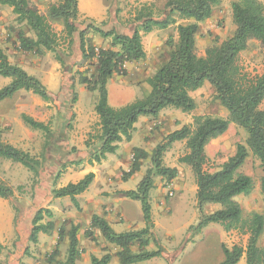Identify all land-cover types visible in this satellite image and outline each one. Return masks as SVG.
I'll return each instance as SVG.
<instances>
[{
  "label": "trees",
  "instance_id": "trees-1",
  "mask_svg": "<svg viewBox=\"0 0 264 264\" xmlns=\"http://www.w3.org/2000/svg\"><path fill=\"white\" fill-rule=\"evenodd\" d=\"M220 2L221 0H166L165 11L169 13V17L178 14L181 19H192L195 22L176 27L178 40L169 38L168 59L147 79L148 92L125 106L115 108L109 102L108 84L115 75H127L124 67L126 64L146 59L142 43L143 34L155 29H165L171 24L169 19H154V12L158 11L159 16L162 10L157 9L155 4L144 5L138 11L136 19L146 21L137 27L133 36H125L114 30L106 32L99 29L92 21L78 31L76 24L81 18L79 0H60L59 3L50 4L46 12H42L32 0H0V8H11L15 21L27 26L33 33L31 37L23 32L19 33L20 48L23 52H34L40 56L47 52L55 53L59 36L53 29L54 22L62 25L63 34L70 45L74 42V34L79 35L82 57L76 67H96L91 76L77 72L78 84L85 86L88 92L97 94L95 112L99 120L98 131L96 134L90 133L86 145L100 146L91 155L88 161L90 165L99 164L107 155L115 154L124 140L131 141L135 126L141 118L157 119L167 108L180 109L184 113L194 112L197 105L191 93L202 88L206 82L212 85L215 99L229 113L226 119L197 115L192 125H186L168 134L164 142L154 150L151 157L153 166L136 190L118 192L119 198L140 202L145 222L143 229L117 233L103 215H93L90 228L99 230L108 243L119 248L116 256L120 264H140L162 257L160 248L156 251L147 250L155 229L151 192L155 188L156 177L168 181L177 178V169L164 166L163 156L174 143L183 141L186 142L187 152L180 157L179 162L192 169L197 185L199 223L191 229L200 234L210 224H219L226 232L239 231L248 235L246 249L239 245L232 249L223 246L224 260L220 264H238L244 256L246 264H264V248L260 246V238L264 233V215L254 212L245 217L238 200L242 195H251L254 190L252 177L239 173L250 154L260 162L264 171V109L261 108L264 102V3L262 0L233 1L231 8L236 27L233 36L222 43H214L206 49L205 57H199V24L213 17ZM90 33L110 39L111 48L98 49L88 38ZM253 40L259 42L263 51V72L258 76L249 77L241 68L240 57ZM0 77L10 79L9 84L0 89V103L23 91L39 96L46 103H52L53 95L49 93L46 85L21 66L12 63L1 46ZM76 80L74 76L75 102ZM22 120L31 130L51 134L50 126L44 122L26 114L22 115ZM231 124L247 132L246 144H239L234 156L230 157L220 170L210 173L205 170L208 162L207 146L212 140L223 136ZM143 154L145 153L141 149H135L134 162L127 177L130 178L140 170L139 162ZM0 159L22 165L33 174L36 181L40 177L43 157L38 158L12 144L0 141ZM60 176L61 173L58 172L54 179L53 198H68L74 207L80 210L77 197L90 188L95 174L89 173L77 183L57 187ZM260 192L264 197V175L260 182ZM14 196L15 189L0 180V198L8 200ZM209 205H217L219 209L206 213L205 209ZM46 218L49 221L45 222ZM53 218L51 209H39L32 221L29 242L36 244L39 234H52L57 231L59 245L64 239L68 240L66 258L57 264H78L82 256L80 227L71 225L68 230L63 223L56 228ZM5 251L7 248L0 239V254ZM58 253L57 248L49 256L50 262L55 260ZM112 257V253H108L102 258L93 256L91 260L92 264H109Z\"/></svg>",
  "mask_w": 264,
  "mask_h": 264
},
{
  "label": "rangeland",
  "instance_id": "rangeland-1",
  "mask_svg": "<svg viewBox=\"0 0 264 264\" xmlns=\"http://www.w3.org/2000/svg\"><path fill=\"white\" fill-rule=\"evenodd\" d=\"M32 1L38 5L42 12H46L50 4L60 2V0ZM86 1L88 0H81L80 2L84 4ZM103 1L108 6L113 7L114 3L119 0ZM233 1L235 0H221L220 4L215 8L213 17L210 19L214 28L210 27L203 34L200 30L199 35L201 34L202 38H209L212 43L208 45L200 38L197 46V54L199 56L204 54L207 46H212L214 43H222L232 35L233 27L235 26L231 8ZM262 1L264 3V0ZM157 2H159V0ZM1 11L3 14H1L0 17L4 16L6 21L0 22V37H3L2 40L0 39V44L4 46L6 51L10 52L9 55L12 59V63L18 66L23 65L27 68V70H25L29 74L37 78L40 76H59V72H62L66 67L63 59L73 56L72 45L66 40L62 25L58 22L52 24L54 31L59 36L56 52H47L40 56L36 55L34 52L27 53L21 50L19 33L23 32L26 36L30 37L33 36V33L27 26L20 25L15 21V16L12 11L5 9ZM158 14V11L154 12L155 16ZM90 21L92 20L84 18L81 15L79 22L76 24L77 30L80 31L84 29ZM163 51L168 53V49L166 48H164ZM58 59H61V61ZM151 62L152 61H150V64H152ZM262 62L263 51L259 42L251 44L247 52L240 57L241 68L249 77L262 74ZM161 64L162 62H159V65ZM53 65H58L59 68L55 71ZM76 69V102L74 101V90L70 88L66 91V89L60 85L59 78L55 77L50 84V90L53 92L52 103H46L39 96L24 91L0 103V141L12 144L38 158L43 157V166L37 181L34 179L33 174L22 165L0 159V180L15 189V196L13 198L8 200L0 198V239L7 248V251L0 254V264H27L26 261L41 264V261H46L48 259L47 256L43 257L38 246L30 243L29 240L26 242L27 236L32 229L30 216H32L35 210L40 206L47 205L52 200L48 206L54 213L53 221L55 222L56 228L65 223L68 230L71 228V225L75 226L76 221L81 219L79 215H83L85 212V206L81 201L79 202L80 210H78L74 207L70 199L58 200L53 198L52 195L54 179L58 172L61 173V176L57 182V187H61L63 183H67L68 181L66 172L69 168V156L73 153V150L68 146V142L70 143V141L74 139L73 137H76L77 133H80L86 128L90 129V133L93 134H96L98 131V121L94 118L93 109L97 94L87 91L78 93V89L83 85L78 84L77 75V72L80 71L91 76L95 72L96 67L94 65H87L83 68L76 67ZM152 71V69L149 70L146 66L144 67V73L139 72V74H137L127 66V75H115L114 85L122 86L123 83L128 84V86L136 84L138 86L143 85L141 89L142 94L140 95L142 96L148 92L146 81L153 75ZM9 82L10 79H0V89L9 84ZM197 102L199 104V115L221 117L225 119L229 117L226 110L215 99V91L212 88L205 90L198 96ZM170 109L175 108H167L165 110L169 111ZM23 114L48 124L51 128V134L47 135L42 131H34L28 128L22 120ZM80 116H83V119H81ZM151 127L153 128L151 135L144 137L140 136V138L136 139L138 149H141L145 153L139 162L140 167L145 168V174L153 166L151 157L154 150L158 145L164 142L168 135V129H164L165 126H158L156 128L155 126ZM155 132H157V134ZM89 135L90 134L87 135L88 139ZM246 140L247 132L231 124L226 134L210 142L207 146L208 162L205 166V170L210 173L220 170L222 165L227 162L230 157L234 156L237 146L239 144L245 145ZM186 152L187 148L183 143H178L175 146L172 145L163 156L164 166L167 167L168 163L172 164L173 162H177L178 159H180L178 156L182 157ZM129 162V166L126 170L122 168L119 171L120 180H128L129 177H127V175L131 171L134 158H131ZM55 165L58 167L56 173L54 172ZM141 168L139 171H141ZM187 168L188 171L185 176L175 179L174 181L165 182L162 177H156L155 179V184L157 183V185L151 192L152 213L157 211L167 213L168 218L170 217L171 220L165 222L163 226L157 230V238L153 236L151 249L148 250L156 251L160 248V245L166 246L167 241L170 239V237L166 235V231L169 230L170 226H174V228L178 226V232H175V234L178 237L177 239H180L184 246L186 245V254L181 262L175 264H220L224 260L223 246L232 249L235 245H239L246 249L248 235L242 234L239 231L226 232L221 225L213 226V228H209V225L200 234L192 230L191 226L186 238L184 231L186 224H194V226H197L199 223L196 219V215H198L197 197L195 193V187L197 186L196 179L192 169L189 166H187ZM239 173L252 177L254 181L253 193L249 196L242 195L238 198L243 209V215L248 217L254 212L264 215V197L260 192V182L264 175V171L260 162L250 154L245 164L239 170ZM142 177L143 176L139 173L133 180L125 184L130 189L136 188L137 184L142 180ZM90 188H92V185ZM170 192L173 193V196L170 195ZM38 193L39 197H37ZM161 200L164 202L163 208H160ZM123 207L127 218L123 225H115L116 230H122L130 224L139 226L143 223L137 212L138 209L136 210V208L129 203L124 204ZM215 210V205H209L206 207L205 212L211 213ZM140 211V213H142V209H140ZM90 213L91 211L87 212L89 215ZM47 221H49L48 218L45 219V222ZM79 227L80 246L83 249L86 246H89L88 248L94 246L97 249H102L104 251L108 250V248H104V241H107L102 235H98L94 229L87 228L84 223L80 224ZM218 231L224 232L225 235L221 236ZM66 242L67 239H64L58 246L59 253L56 256L58 259L66 254ZM260 246L264 248V233L260 238ZM109 252L112 251L110 250ZM157 261L160 264H168L164 260ZM238 264H246L245 256Z\"/></svg>",
  "mask_w": 264,
  "mask_h": 264
},
{
  "label": "crops",
  "instance_id": "crops-1",
  "mask_svg": "<svg viewBox=\"0 0 264 264\" xmlns=\"http://www.w3.org/2000/svg\"><path fill=\"white\" fill-rule=\"evenodd\" d=\"M49 1V0H48ZM53 1V0H52ZM79 0V8L81 15L84 18H89L92 20L93 24L98 27L99 29H102L106 32L108 31H116L120 35L125 36H133V34L136 32V29L138 26H141L146 19H143L141 21H138L137 13L140 11V9L144 5H152L155 4L157 9L162 10L161 14L159 16L154 15V19H159L158 21H164L166 19H169L171 21V24L165 28V29H155L150 33L143 34V47L146 52V59L141 62H133L128 63L126 65L130 70H134L137 74L139 72L144 73V67H148L149 70H153L152 74L156 72V70L159 68V62H165L168 59V53L166 51H163L164 48L168 49L166 46L167 41L170 37H172L175 41L178 40V34L176 31V27L179 25H187L190 23H194L195 21L190 20H184L179 17L178 14H173L171 17H169V13L165 11V5L166 0H119L118 2H115L113 7L108 6L105 4V2L98 1V0H88L84 4H81ZM10 10L11 8L8 7H1L0 8V15L3 14L1 10ZM169 17V18H168ZM6 21L4 16L0 17V22ZM201 33L203 34L207 29L210 27L214 28V25L211 23V20H207L205 22H202L199 24ZM236 30V27H233V33L231 36H233L234 32ZM230 36V37H231ZM3 37H0L2 40ZM88 38L93 42V44L98 49L107 50L111 48V40L110 39H104L99 34L96 33H90L88 35ZM200 38H202L201 34L197 38V46L199 44ZM206 44L212 43L209 38H202ZM258 43L257 41L253 40L250 42L249 46L251 44ZM1 47L6 51L4 46L0 44ZM210 47L207 46L206 49ZM249 49V47H248ZM247 49V50H248ZM115 50H119V48H115ZM244 51L241 53V56L247 52ZM169 52V49H168ZM7 55L10 58V61L12 62V59L9 55L10 52L6 51ZM164 54V56H163ZM72 55L71 57H66L64 59L65 62V69L61 72H59L58 75H51L49 76H40L38 77L49 89V93L53 95L52 90H50V84L52 80H54L55 77L59 78L60 85L63 86L66 91H68L70 88L73 89V79L75 76V73L77 71L76 69V62L79 61L82 57V53L80 51V42H79V35L74 34V42L72 44ZM206 51L204 54H202L199 57H205ZM150 61H152L150 64ZM27 70L26 67L23 65H19ZM54 70L56 71L59 66L53 65ZM154 67V69H153ZM151 72V71H150ZM2 80H6L0 77ZM142 87L143 85L138 86L136 85H130L123 83L122 86H115L114 85V77L108 84V90H109V102L112 107L119 108L122 106H125L131 102H133L136 98L140 97L142 94ZM212 88V85L209 82H206L202 88H200L197 91H194L191 93L192 98L196 102V110L192 113H184L180 109H170L169 111H163L160 113L159 117L157 119L152 118H141L139 122L136 124L135 132L133 134V138L131 141L124 140L120 143L119 149L115 154H109L107 155L106 159L103 160L101 163H95L90 165L88 163L91 155L95 153L99 149V144L96 145H90L87 146L86 142L88 140V134H90V129L86 128L85 130H82L80 133H77L76 137H73L74 139L68 142V146L73 150V153L69 156V168L66 172V175L68 176L67 183H63L61 187L68 185L69 183H77L80 180H82L87 174L94 173L95 174V180L92 184V188H89L84 194L77 197L78 201L82 202L85 206V212L83 215H79V218H81L79 221H76L75 226H80V224H85L87 228H90L91 220L93 215L99 214L103 215L106 220L110 223L112 228L117 233H123L130 230H141L145 227V222L143 219V213H140L141 205L139 202L132 201L130 199L126 198H119L118 192L120 191H130V190H136V188L130 189L128 186H126L125 183H127L130 180H133L136 176L142 175L145 176V168L142 167L141 171L136 172V174L132 175L130 178H128L127 181H123L119 179V171L123 168V170H126L129 166L130 159L134 158L135 156V149L138 148L137 145V138L149 136L151 135V131H153V128L151 126H162L164 129H168V134L181 129L182 127L193 124V117L199 115L198 112V102L197 97L200 96L205 90ZM87 89L85 86L80 87L78 89L79 92H85ZM88 92V91H87ZM81 100V99H80ZM261 108L264 109V103L261 105ZM94 109V118L98 120V116L95 112V106ZM226 110V109H225ZM227 114L229 115L228 111L226 110ZM81 119H83V116H80ZM160 128V127H159ZM161 129V128H160ZM163 131V129H162ZM157 134V132H155ZM80 134V135H78ZM141 134V135H140ZM226 134V133H225ZM155 136V135H154ZM220 138V137H219ZM216 140V139H215ZM214 141V140H212ZM211 141V142H212ZM178 143H183L186 145V142H177L173 145L175 146ZM178 158H180L178 156ZM95 165V166H94ZM94 166V167H93ZM167 167L177 169L178 176L176 179H179L188 171V168L186 165L181 164L179 162V159L177 162H173L172 164L168 163ZM58 171L57 165L54 166V172L56 173ZM127 172V171H126ZM138 174V175H137ZM142 177V178H143ZM165 182L168 180L164 179ZM173 179L172 181H174ZM171 182V181H170ZM140 183V182H139ZM138 183V184H139ZM137 184V186H138ZM157 183L155 184V186ZM91 187V186H90ZM195 193H197V186L195 187ZM154 196V193H153ZM37 197H39V193L37 194ZM68 199V198H65ZM60 200V199H58ZM52 200L44 206H40L38 209L35 210V213L30 216V221L32 223L37 211L41 208H47L50 209L48 206ZM129 203L134 208H136L138 214L140 215L141 222H143L141 225L137 226L135 225H127L122 230H116L115 225L116 224H124L125 220L127 218L124 204ZM163 200H161L160 208H163ZM48 206V207H47ZM216 210L219 209L217 205ZM215 210V211H216ZM88 211H91L90 215L87 214ZM107 212V213H106ZM153 218L155 221V229H154V238L156 237V232L159 228L163 226V224L167 221H170V217L168 218L167 213L162 212H153ZM76 216V215H73ZM78 217V216H77ZM118 218V219H116ZM196 219L199 220V216L196 215ZM191 226H194V224H186L184 227L185 236H188V230ZM213 226H220L219 224H210L209 228H213ZM176 228L169 227V230L166 231V235L170 237V239L167 241L166 246L160 245L161 251H162V257L160 258H154L152 260H149L147 262H143L140 264H160L157 260H164L168 264H175L177 262H181L186 254V245L184 246L182 241L180 239H177L175 232H178V226H175ZM98 235H101L100 231L97 229H94ZM209 230V229H208ZM220 232V231H218ZM221 236H224V232H220ZM29 235L27 236L26 242L29 240ZM186 236V238H187ZM172 239V240H171ZM38 246V249L40 250L43 257H48L46 261H41V264H57V262L64 261L66 258V254L58 259L55 257V260L51 261L49 260V256L52 255V253L58 248L59 245V236L56 231H54L52 234H44L41 233L38 236V242L34 244ZM66 246L68 248V240L66 242ZM84 247V249L80 246L82 251V256L78 261V264H92L91 258L93 256L97 258H102L104 255L108 253H112L113 257L109 264H120L119 258L116 256V253L119 251V248L116 245L110 244L108 242L104 241V248H108V250L112 251L109 252L108 250H102L97 249L94 246ZM151 249V243L147 247V250ZM150 251V250H149ZM67 252V249H66ZM224 257V255H223ZM27 264H35L31 261H26Z\"/></svg>",
  "mask_w": 264,
  "mask_h": 264
},
{
  "label": "built area",
  "instance_id": "built-area-1",
  "mask_svg": "<svg viewBox=\"0 0 264 264\" xmlns=\"http://www.w3.org/2000/svg\"><path fill=\"white\" fill-rule=\"evenodd\" d=\"M97 52H98V49H97ZM127 65V64H126ZM126 65L124 66L126 68ZM170 195L173 196V193L170 192Z\"/></svg>",
  "mask_w": 264,
  "mask_h": 264
}]
</instances>
